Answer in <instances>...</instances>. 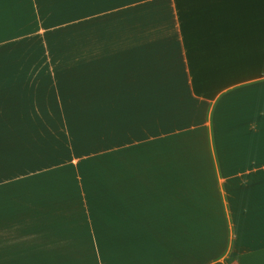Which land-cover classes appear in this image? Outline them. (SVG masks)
I'll use <instances>...</instances> for the list:
<instances>
[{
  "label": "crops",
  "instance_id": "1",
  "mask_svg": "<svg viewBox=\"0 0 264 264\" xmlns=\"http://www.w3.org/2000/svg\"><path fill=\"white\" fill-rule=\"evenodd\" d=\"M0 264H264V0H0Z\"/></svg>",
  "mask_w": 264,
  "mask_h": 264
}]
</instances>
